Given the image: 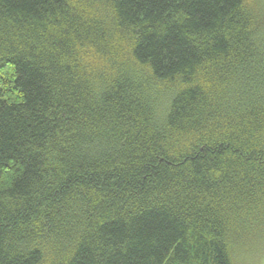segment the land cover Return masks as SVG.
<instances>
[{
  "label": "trees",
  "instance_id": "obj_1",
  "mask_svg": "<svg viewBox=\"0 0 264 264\" xmlns=\"http://www.w3.org/2000/svg\"><path fill=\"white\" fill-rule=\"evenodd\" d=\"M264 254V2L0 0V264Z\"/></svg>",
  "mask_w": 264,
  "mask_h": 264
},
{
  "label": "rangeland",
  "instance_id": "obj_2",
  "mask_svg": "<svg viewBox=\"0 0 264 264\" xmlns=\"http://www.w3.org/2000/svg\"><path fill=\"white\" fill-rule=\"evenodd\" d=\"M253 1H259L264 2V0H253ZM239 264H264V254H260L259 256H254L253 258L251 256L249 257H242L239 260Z\"/></svg>",
  "mask_w": 264,
  "mask_h": 264
}]
</instances>
